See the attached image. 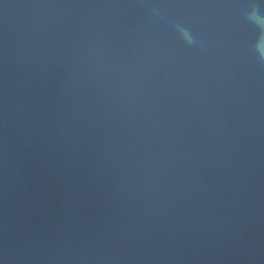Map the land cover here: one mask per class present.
I'll list each match as a JSON object with an SVG mask.
<instances>
[{"label": "water", "instance_id": "obj_1", "mask_svg": "<svg viewBox=\"0 0 264 264\" xmlns=\"http://www.w3.org/2000/svg\"><path fill=\"white\" fill-rule=\"evenodd\" d=\"M0 264H264V0H0Z\"/></svg>", "mask_w": 264, "mask_h": 264}]
</instances>
